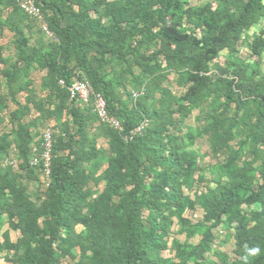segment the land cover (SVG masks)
<instances>
[{
    "label": "trees",
    "instance_id": "trees-1",
    "mask_svg": "<svg viewBox=\"0 0 264 264\" xmlns=\"http://www.w3.org/2000/svg\"><path fill=\"white\" fill-rule=\"evenodd\" d=\"M33 1L51 41L32 44V19L15 0H0V36L12 31L17 49V60L7 62L11 67L4 72L9 94L0 93V221L6 217L21 234L0 245V252H11L13 264H264V30L246 35L264 20V0L197 6L192 0ZM240 44L256 62L239 57ZM2 53L0 48V63L6 64ZM38 68L49 71L43 81L49 87L47 116L66 111L73 129L64 122L54 133L50 182L33 200L28 183L40 184L43 171L31 165L34 122L27 118L32 102L44 103L34 92L24 105L16 103L9 112L13 141L1 119L7 97L29 90L23 80ZM170 73L186 85L179 96L167 86ZM77 74L103 96L122 131L102 123L91 104L92 110L77 108L68 91ZM206 106L202 132L226 162L216 187L192 199L185 189L203 180L201 174L195 178L202 168L176 131ZM93 128L108 149L98 146ZM194 139L189 135L191 145ZM13 147L21 160L16 173L5 160ZM37 150L40 155L41 141ZM100 157L107 167L96 177ZM197 207L204 211L201 220L185 217ZM175 225L186 242L175 239L169 247ZM220 228L228 233L226 242H234L233 258L213 248ZM196 236L200 241L189 243ZM169 248L173 259L163 255Z\"/></svg>",
    "mask_w": 264,
    "mask_h": 264
},
{
    "label": "rangeland",
    "instance_id": "rangeland-1",
    "mask_svg": "<svg viewBox=\"0 0 264 264\" xmlns=\"http://www.w3.org/2000/svg\"><path fill=\"white\" fill-rule=\"evenodd\" d=\"M207 2L213 3L214 5L216 4L215 0H192L191 4L193 6H197V5L207 3ZM13 7L9 9L8 12L12 11ZM13 17H15V15ZM30 25L33 28L32 33L36 38V40L34 39L35 41H31L32 44H35V42L40 41V40L47 42V41H51L52 39H54L53 35L50 32H49L50 34H48L46 31H44V27L42 26V23L39 20L32 19V23ZM261 29L264 30V20L258 26L252 28L249 32H247L246 35L248 37H251L253 36V34L258 33L259 30ZM13 41H14V36H13L12 31L6 30L5 34L3 36H0V48L2 49V52H3L2 57L4 60H6V64L0 63V93H2L3 95L9 94L8 82L4 75L5 70L11 67V65L8 64L7 62H10L11 60H12L11 62L13 61L15 62L17 60V49ZM226 56H227V51L222 52L217 62L223 64ZM239 57L245 60V62L247 63H254L257 61V58L253 56L251 52L249 51L248 46L244 44H240L239 46ZM48 74H49V71L47 68L36 69L35 71L31 73V76L28 79V81L25 79L23 80L22 86H25L27 83H29L28 85L29 90L15 94L14 98L7 97L8 99L7 103L9 106H8V109L4 111L1 122H2V126H4V128L6 129V132L8 133V135H10L9 140L10 138L12 141L15 140V131H14L15 125L12 124L11 122L9 112L17 108L16 103H21L22 105H24L27 102V97L29 93H32V92H34L33 94H36L35 100L37 102L42 100L44 103L42 106H39V107L33 106L32 103L34 102H32L30 105L31 112L27 119L34 122V125L31 127L32 132L35 136L34 142L32 144V148H37L38 144L40 143L41 133L45 129L52 127L55 134H59L61 133V130H62V125H61L62 123L67 122L71 125L72 119L70 115L67 114L66 111L63 112L61 116H56V115L47 116L46 109L48 107L45 104V102H46L47 95L49 93V87L44 85L43 81L45 80V78H47ZM168 80H169V83L167 84V86L177 96L181 95V93L186 90V85H184V83H180L179 81H177L174 73L169 74ZM120 95L122 97V101L127 103L128 102L127 96L122 92ZM133 98H134V94H133ZM157 98H159L158 94H157ZM150 103H153V101H150ZM130 106L132 105L130 104ZM89 107L90 106L77 105V108L83 111ZM52 110L53 111L57 110V107L55 104L51 106V111ZM207 112H208L207 106L204 109L203 108L195 109L192 112V115L183 123V125L182 124L179 125V130L176 131L177 136L185 144L184 149L186 151L195 152V154L198 156V163L200 167L202 168V171H199L197 175L195 176V178L198 179V176L201 174V176H203V180L200 182H197L192 190L185 189V194L190 196L192 199H195L196 194L205 192L207 188L216 187V184L214 182L216 181V179H218V177L221 176L220 165H223L226 162V158L224 157V155H217V156L214 155V153L210 149L208 135L202 132L203 130L202 127L207 124V117H206ZM72 129H73V126H72ZM199 133L202 134V137L199 136ZM100 134L101 133L98 131V129H94V128L92 129V136L93 138L97 139L98 146L106 150L108 149V144L106 140L104 139V137ZM189 135H195L194 144L192 145L189 143ZM15 151H16L15 147H13V149L11 150L10 156L8 158H5L6 162H8L10 165L12 164V169L14 173L19 172V165L21 163V160L17 157V152ZM97 162L101 163V167L98 170L96 177L101 175V173L107 167V161L105 158L100 157ZM39 178H40V184L36 182H33L31 184L28 183L29 191L32 195L33 200H36L41 197V195L43 194V191H45V187L47 188V185L50 182V180H48V178H46L42 173L40 174ZM222 179L226 180V177L222 176ZM103 187H104V183L102 182L99 185V188L102 190ZM244 208L246 209V206ZM203 215H204L203 209H200L199 207H197L194 212L187 211L185 214V217H188L193 222H196L198 220H201ZM233 226H235V224H233ZM81 230H82V227H77L78 232H81ZM172 230H173V234L168 239L169 247L171 246V242L175 239L178 240L180 243L186 242V236L184 234H178L177 225H175ZM215 233H216L217 239L213 243L214 250H217L219 248L221 251L227 253L231 258H233L234 257L233 256L234 242L232 239L226 242L228 233L221 228L216 229ZM20 235L21 234L19 231H13L9 228L8 220L6 217H4L2 221H0V245H5L9 241L11 243H15L17 239L20 237ZM200 239H201V236H196L195 238L191 239L189 243L197 244L200 241ZM11 254L12 253L8 251L0 252V264H13L10 261ZM163 255L164 257L171 258V259L176 257L175 251H173L171 248L164 251ZM206 256L208 259H212L215 261V259H213L211 255L207 254ZM68 263H69L68 261H64L63 264H68Z\"/></svg>",
    "mask_w": 264,
    "mask_h": 264
},
{
    "label": "built area",
    "instance_id": "built-area-1",
    "mask_svg": "<svg viewBox=\"0 0 264 264\" xmlns=\"http://www.w3.org/2000/svg\"><path fill=\"white\" fill-rule=\"evenodd\" d=\"M17 7L20 11L30 19L39 20L44 27V31L48 34V27L47 24L43 21V15L41 9L35 4L33 0H15ZM61 86H66L63 80L60 81ZM68 91L70 93V99L77 105H92L94 113L97 115L99 120L110 126L111 128L122 131L123 128L120 122L115 119L113 116L110 115L107 107L106 100L100 94H94L89 82L85 79H80L79 75L77 74L72 83L68 87ZM139 94L134 93V98H137ZM147 124H143L142 127L146 126ZM141 128H138L136 131H140ZM54 130L52 127L45 129L40 136L41 141V152L40 155H37L38 150L34 148V152L36 155L31 161V165L33 167H41L43 171V175L46 178H49L50 174V161H51V152L53 149V136ZM128 139V136L125 137ZM8 163V162H7ZM9 164V163H8ZM12 165V164H11Z\"/></svg>",
    "mask_w": 264,
    "mask_h": 264
},
{
    "label": "clouds",
    "instance_id": "clouds-1",
    "mask_svg": "<svg viewBox=\"0 0 264 264\" xmlns=\"http://www.w3.org/2000/svg\"><path fill=\"white\" fill-rule=\"evenodd\" d=\"M254 251H258V250H254Z\"/></svg>",
    "mask_w": 264,
    "mask_h": 264
}]
</instances>
